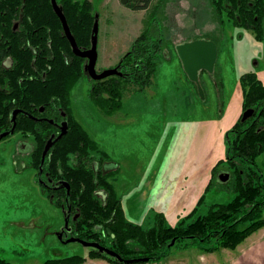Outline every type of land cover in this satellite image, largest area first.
<instances>
[{
  "label": "rangeland",
  "instance_id": "1",
  "mask_svg": "<svg viewBox=\"0 0 264 264\" xmlns=\"http://www.w3.org/2000/svg\"><path fill=\"white\" fill-rule=\"evenodd\" d=\"M90 1L99 15L96 70L102 72L131 49L146 11L127 8L119 0ZM166 16L161 32L168 44L151 85L127 90L122 107L111 117L91 98L87 76L71 92L76 118L118 166L111 181L126 218L144 228L157 220L168 226L191 223L236 196L234 176L220 180L230 171L227 162L218 163L227 158L228 131L244 111L242 75L255 73L264 83V38L257 39L226 16L220 22L212 0H170ZM197 39L213 40L218 48L213 75L203 74V92L188 79L176 51L177 45ZM21 136L0 141V256L15 264H39L89 251L79 242L59 240L63 210L51 202L36 170L25 167L28 155L16 152ZM27 139L34 143L32 136ZM236 163L241 172L253 168L264 179V151L254 164ZM258 230L255 235L263 234L264 228ZM253 237L236 251L221 248L210 254L197 245L185 246V239L160 260L140 264H252L264 251V243H251Z\"/></svg>",
  "mask_w": 264,
  "mask_h": 264
},
{
  "label": "trees",
  "instance_id": "2",
  "mask_svg": "<svg viewBox=\"0 0 264 264\" xmlns=\"http://www.w3.org/2000/svg\"><path fill=\"white\" fill-rule=\"evenodd\" d=\"M120 3L135 11H146L144 27L134 40L132 47L116 65L122 74L112 75L101 80H91L90 96L107 116H112L122 107L123 97L133 87L145 89L153 82L159 65V57L168 44L161 32V22L166 19V7L170 0H119ZM26 7H32L34 16L40 23L48 24L46 18L37 12L39 8L50 10L53 42L50 53L53 57L52 70L45 84L42 81H26L24 67L29 68L30 51L23 50V43L30 39L25 31L13 33L10 28L11 17H5L7 26H1L2 33L9 38L3 50H11L18 60L17 68L2 69L0 63V86L6 80L11 83V93L0 90V135L9 131L11 106H28L30 102L41 104L52 98L69 102L71 90L79 80L87 76L84 70L86 59L74 56L68 40L58 33L60 20L52 11L51 0H24ZM69 25L75 35L78 46L85 50L91 47V33L95 14L90 0H61ZM21 3V2H19ZM219 21L226 16L235 26L252 30L259 40L264 38V0H212ZM49 25V24H48ZM217 81V80H216ZM243 88V110L253 108L261 110L260 120L264 124V83L255 73H246L240 79ZM24 85H27L26 87ZM5 100V101H4ZM9 103V104H8ZM8 104V105H6ZM68 111L67 133L54 142L42 164V152L51 134L57 128L49 123H38L23 113L18 115L16 131H23L34 136L36 143L28 167L36 170L39 180L40 171L46 172L52 183L67 181L70 193L65 188H52L43 185L51 202L61 208H70L75 237L87 241H97L101 245L119 253L124 259L149 257L151 263L168 254L173 238L176 244L187 239L185 246L197 245L203 251L213 253L221 248L234 250L253 232L264 226V179L259 171L251 168L242 170L237 160L254 164L255 159L264 151V129L257 126L254 118L234 124L227 134V168L234 174L236 196L225 204L213 206L205 215L186 224L168 226L157 220L154 226L144 228L126 218L120 198L111 181V176L118 173V166L113 162L99 143ZM29 113H33L28 111ZM27 113V112H26ZM3 137L0 141L10 137ZM74 158V160H73ZM111 163L116 169L109 174L103 173L104 163ZM98 163V164H97ZM217 164V165H218ZM47 183V182H45ZM44 184V183H42ZM48 184V183H47ZM61 187V186H60ZM46 188V189H45ZM90 258H103L114 264H127L104 252L90 248ZM86 257L73 254L50 258L42 264H82ZM137 262L133 264H140ZM0 264H15L0 256ZM26 264V263H20Z\"/></svg>",
  "mask_w": 264,
  "mask_h": 264
},
{
  "label": "flooded vegetation",
  "instance_id": "3",
  "mask_svg": "<svg viewBox=\"0 0 264 264\" xmlns=\"http://www.w3.org/2000/svg\"><path fill=\"white\" fill-rule=\"evenodd\" d=\"M56 1H57V4L61 7V9H62V11L66 17L64 8L62 7V3L60 2L61 0H56ZM19 2H21V3H19ZM51 4H52V0H51ZM52 11L57 15V17L60 20V29L58 30V33L61 34V36L65 37L68 40L73 55L77 56L73 52L71 42L68 39L66 32H65L63 22H62L60 16L55 11L53 4H52ZM37 12L41 13L46 18L49 25L45 24V23H40L36 19V16H34L33 8L32 7H26L24 0H0V63L2 65V69H5L7 71L12 70V69H16L17 64H18V60L12 55L11 50H9V47H7V50H3V47L5 46V44L7 42H9V38L6 37L5 34L2 33V31H1V30H3L1 26H7L8 27V24L6 22L5 17H9L10 15H12L11 22H10V28L13 31V33L25 31L27 36L30 37V39L27 40L22 45L23 50H26V48H27V51H30V53H31V57H30L31 61L29 62V68L24 67L23 76L19 78V82L22 84L26 81H34V80L42 81L45 84H47L48 77L50 76V71L52 70L51 62L53 60V57L51 56V53H50V49H51L50 46L53 42V35H52L53 30H52V26L49 23L50 16L48 14H49L50 10H48L46 8H39V9H37ZM66 20H67V23L69 25L67 17H66ZM69 28H70L72 35L75 38V35L73 34L70 25H69ZM75 40H76V38H75ZM76 42H77V40H76ZM217 60H218V58H217ZM217 60H216V62H217ZM86 62H87V59H86ZM215 66H216V63H215ZM84 67H85V64H84ZM214 69H215V67H214ZM205 73H207V75H208V73H211L213 75V72H209L207 70H201L199 72V82H200V85H201L203 90H204V86L202 84V78H203V74H205ZM87 77L89 79H92L91 76L88 74V72H87ZM191 82L193 83L194 87L198 91L199 90L198 85L193 81H191ZM24 86L26 87L27 85H24ZM0 90L2 92L11 93L10 81L6 80L5 83L2 86H0ZM72 90H71V92H72ZM71 96H72V93H70L69 102L66 105H61L60 103H62V101L57 100L55 98H52L50 101L48 100V101L41 103V104H36L35 102H30L28 104V106H24V107L13 106V105L11 106V108H10V120H11L12 125H11L9 131H11V129L14 126L13 114L15 111H17V114H16V121H15L16 122L15 129L13 132H10V135H13L15 133L22 134V136L20 138L16 139V142H18V146L16 148L17 153L27 154L28 157L30 158L31 154H32V152L36 146L33 135H31L29 133H25L21 130L16 131L18 115L23 113V115L27 116L29 119H32L35 122L49 123L51 125H54L57 128V132L51 134L50 138L53 135H55V137L53 138V140H55V139H57L58 135L61 133V126H62L63 122L67 123V129H68V123H69L68 118H69V116H68V111H66L65 108L66 109L70 108L73 116L76 118L75 113L73 112V109L75 108V104L77 107V103L72 104V97ZM8 104H6V105H8ZM28 111L34 112V114L29 113ZM260 114H261L260 109L255 110L252 117L254 118V116L256 115V117H257L256 119L260 121V122H258L257 126H259L260 129H264V124H262L261 120H260ZM5 132H8V131H5ZM66 133H67V131H66ZM28 136L33 137V141H34L33 144L30 142L29 139H27ZM48 140H47V142H48ZM56 141L57 140H55L54 142H56ZM45 159H46V157H45ZM73 160H74V158H73ZM44 162H45V160H44ZM27 165H29V162ZM227 166H228V163H227ZM99 169L103 173L109 174V173H111V171L113 172L116 168L113 167V164L107 162V163H104L102 165V168L99 167V164H98L97 170H99ZM223 173H229V175L231 173L234 176V174L231 171H228V172L224 171ZM40 176H41V174H40ZM42 177H44L43 179L45 180V182L48 183V184L45 183V186H47V187L51 186L52 188H65L67 190V188L62 185L64 182H67V181H60V182L52 183V180L49 178L48 174L46 172H43V170H42ZM67 193H68V190H67ZM69 193H70V190H69ZM62 210L64 212L63 213L64 218L66 216L69 217L68 218V228H70V230H66L64 232V235H63V239L66 240V239L74 236V234H75L74 226H73L72 222L77 219L78 215H75L74 217H72L70 208L67 209L65 207V208H62ZM63 227H64V225L62 226V228ZM62 228L60 227V229L57 230V232L61 231ZM175 242H176V240H175ZM86 247H88V246H86ZM88 248L90 251V248H93V247H88ZM107 248H109V247H107ZM93 249H95V248H93Z\"/></svg>",
  "mask_w": 264,
  "mask_h": 264
},
{
  "label": "water",
  "instance_id": "4",
  "mask_svg": "<svg viewBox=\"0 0 264 264\" xmlns=\"http://www.w3.org/2000/svg\"><path fill=\"white\" fill-rule=\"evenodd\" d=\"M52 4L53 7L55 8V11L57 12V14L60 16L64 28H65V32L66 35L68 37V39L71 42V46L73 49V52L79 56V57H83L85 59H87V62L85 63V71L88 72V74L91 76L92 79L94 80H101L104 78H107L109 76L112 75H120L122 74V72L119 70V66H115L113 68H109L106 70H103L102 72H98L96 70V63H97V58H98V51H97V44H98V32H99V15L98 13L95 14V20H94V25L92 28V33H91V47L88 49H81L74 36L72 35L69 25L67 23L66 17L61 9V7L57 4L56 0H52ZM176 51L177 54L181 60L183 69L186 73V75L188 76L189 80L195 82L198 85V88L200 90V92H203V89L200 85L199 82V72L201 70H207L209 72H213L214 67H215V63L218 57V48H217V44L210 39H197L191 42H185L182 44H179L176 46ZM255 110L253 108H248L246 109L241 117V122H245L247 119L251 118L254 114ZM16 114L17 111L14 112L13 114V121H14V126L11 129V131L8 132H4L1 133L0 135V140L9 135L10 132H13L15 129V125H16ZM67 131V123L63 122L62 126H61V133L58 135L57 139H60ZM55 137V135H53L48 142L45 145L44 151L42 153V163L45 160L46 154L49 150V148L53 145L54 141L53 138ZM40 174H42V170L40 171ZM40 177V175H39ZM229 173H222L220 175V180L222 182H226L229 179ZM39 181L41 183H44L43 185H45V181H43L41 178H39ZM63 186H65L68 190V194H69V190H70V186L67 182H64L62 184ZM64 213V212H63ZM68 218L69 217H65V222H64V227L62 228L61 231L57 232V236L59 238L60 241L64 242V243H69V242H79L84 246H88V247H93L97 250H99L100 252H104L106 254H108L111 257L116 258L119 261L125 262L127 264H133V263H137V262H146L149 260V258L147 257H137V258H131V259H124L119 253H117L116 251H113L103 245H101L98 242H94V241H86L83 240L81 238L78 237H70L66 240L63 239V235L64 232L66 230H70V228H68ZM175 238L172 239L171 243L169 244V246H172L175 243Z\"/></svg>",
  "mask_w": 264,
  "mask_h": 264
},
{
  "label": "crops",
  "instance_id": "5",
  "mask_svg": "<svg viewBox=\"0 0 264 264\" xmlns=\"http://www.w3.org/2000/svg\"><path fill=\"white\" fill-rule=\"evenodd\" d=\"M240 82V81H239ZM242 105H243V102H242ZM242 109H243V106H242ZM245 111V110H244ZM243 111V112H244ZM243 114V113H242ZM109 117H111V116H109ZM242 117V116H241ZM78 120V119H77ZM79 121V120H78ZM80 123H81V121H79ZM84 127V126H83ZM85 128V127H84ZM86 129V128H85ZM87 130V129H86ZM88 131V130H87ZM89 132V131H88ZM90 133V132H89ZM92 136V135H91ZM93 137V136H92ZM95 140L96 139H98V138H96V137H93ZM97 142H99L98 140H96ZM100 145V144H99ZM13 148V147H12ZM25 167H27V164H26V166ZM124 208V207H123ZM124 211H125V209H124ZM264 228V226L262 227V228H260L259 230H261V229H263ZM57 230H59V229H57ZM258 230V231H259ZM256 234V232L254 233V234H251L250 236H254L250 241H251V243H252V241H258L259 242V244H262V243H264V232H263V234H261L260 236H257V235H255ZM225 249H228V248H225ZM238 250V249H237ZM234 251H236L235 249H234ZM224 252H226V251H224ZM88 253H89V251H84V252H81L80 253V255H83V256H85L87 259H86V261L84 262V263H82V264H114V263H111V262H109V261H107L106 259H103V258H90V257H88ZM207 254H210V253H207ZM250 254H252V253H250ZM39 264H42V263H39ZM252 264H264V251H262L261 252V254L259 255V257H257V259H256V262L255 263H252Z\"/></svg>",
  "mask_w": 264,
  "mask_h": 264
}]
</instances>
